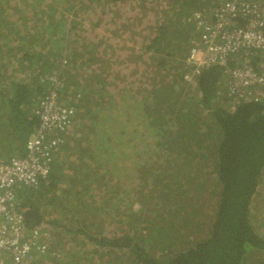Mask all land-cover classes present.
I'll use <instances>...</instances> for the list:
<instances>
[{"label": "trees", "instance_id": "obj_1", "mask_svg": "<svg viewBox=\"0 0 264 264\" xmlns=\"http://www.w3.org/2000/svg\"><path fill=\"white\" fill-rule=\"evenodd\" d=\"M216 7L0 0V161L25 155L54 75L76 110L49 178L16 191L46 264H264V100L232 106L220 66L185 80L189 18Z\"/></svg>", "mask_w": 264, "mask_h": 264}, {"label": "built area", "instance_id": "obj_2", "mask_svg": "<svg viewBox=\"0 0 264 264\" xmlns=\"http://www.w3.org/2000/svg\"><path fill=\"white\" fill-rule=\"evenodd\" d=\"M196 26L198 40L188 52L185 64L188 83L204 71L224 69V89L231 105L264 100V63L253 67L243 62L252 51L264 53V0H217L212 15L189 18ZM239 54L242 61L232 67L230 60ZM52 89L39 100L36 115L39 127L25 146V155L0 161V264H46L51 236L47 230L30 228L19 208L17 190L36 188L49 178L51 162L65 131L72 125L76 110L61 96L63 83L51 78ZM64 133V134H63Z\"/></svg>", "mask_w": 264, "mask_h": 264}, {"label": "rangeland", "instance_id": "obj_3", "mask_svg": "<svg viewBox=\"0 0 264 264\" xmlns=\"http://www.w3.org/2000/svg\"><path fill=\"white\" fill-rule=\"evenodd\" d=\"M107 5H109L108 3H107ZM113 6H115V5H113ZM131 6V5H130ZM130 6H129V4H122V5H118V6H116V7H125L126 9H130ZM109 26H111V28H110V31L112 32V33H115L116 31H118V29L117 28H119V26H116L115 27V25L114 24H109ZM102 32H105V29L103 28V30H101V31H99V33H102ZM224 88V87H223ZM259 199H257V200H255V202H254V204H255V207H254V211H253V220H256L257 219V213H258V209H259Z\"/></svg>", "mask_w": 264, "mask_h": 264}, {"label": "crops", "instance_id": "obj_4", "mask_svg": "<svg viewBox=\"0 0 264 264\" xmlns=\"http://www.w3.org/2000/svg\"><path fill=\"white\" fill-rule=\"evenodd\" d=\"M5 261H6L7 264H12L9 259H6Z\"/></svg>", "mask_w": 264, "mask_h": 264}]
</instances>
